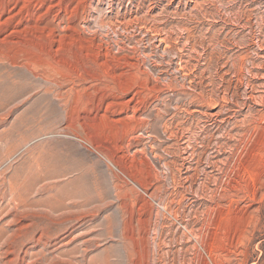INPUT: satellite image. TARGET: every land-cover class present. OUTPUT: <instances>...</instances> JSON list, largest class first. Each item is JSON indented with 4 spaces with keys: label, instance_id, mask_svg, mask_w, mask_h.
<instances>
[{
    "label": "rangeland",
    "instance_id": "1",
    "mask_svg": "<svg viewBox=\"0 0 264 264\" xmlns=\"http://www.w3.org/2000/svg\"><path fill=\"white\" fill-rule=\"evenodd\" d=\"M23 223L41 263L264 264V0H0V264Z\"/></svg>",
    "mask_w": 264,
    "mask_h": 264
},
{
    "label": "bare ground",
    "instance_id": "2",
    "mask_svg": "<svg viewBox=\"0 0 264 264\" xmlns=\"http://www.w3.org/2000/svg\"><path fill=\"white\" fill-rule=\"evenodd\" d=\"M35 181H38V180H35ZM29 182V181H28ZM32 182V181H31ZM25 183V182H24ZM23 183V184H24ZM36 183V182H35ZM33 184V182L31 184L36 185V184ZM29 184V185H31ZM22 186V185H21ZM20 186V187H21ZM19 187V186H18ZM28 187V186H26ZM34 188V187H33ZM40 188V187H39ZM23 189V188H22ZM41 191H45L47 189L44 188V186H41ZM16 190H19L16 188ZM29 190H32L31 187L29 188H25L24 191L28 192ZM20 191V190H19ZM22 191V190H21ZM20 191V195L22 194V192ZM23 191V193H24ZM13 192V191H12ZM18 192V191H17ZM38 192V191H37ZM16 193V192H15ZM44 193V192H43ZM18 194V193H17ZM25 194V193H24ZM13 195V194H12ZM15 195V194H14ZM19 195V194H18ZM17 195V196H18ZM27 195V194H26ZM14 197V196H13ZM26 197V196H25ZM24 197V199H25ZM16 198V197H15ZM19 196H18V200H19ZM40 198V197H39ZM22 199V197H21ZM20 199V201H21ZM22 199V201H26ZM30 199V198H29ZM16 200V199H15ZM17 200V201H18ZM21 201V202H22ZM28 201V200H27ZM26 201V202H27ZM19 203V202H18ZM21 204V203H20ZM25 204V203H23ZM30 205V204H29ZM36 205V204H35ZM24 206V205H23ZM29 207V206H28ZM30 208V207H29ZM32 208V207H31ZM30 210V209H29ZM50 211V210H49ZM21 212V211H19ZM34 213V212H33ZM38 214V213H37ZM26 215V214H25ZM32 215V214H31ZM39 215V214H38ZM16 216V215H14ZM20 216V214H19ZM29 216V215H28ZM34 216V215H33ZM43 216V214H42ZM46 216V215H45ZM49 215H47L48 217ZM26 218V216H24ZM17 218V216H16ZM14 218L15 220H18ZM13 219V218H12ZM47 219V218H46ZM51 219V218H50ZM57 219V218H56ZM64 219V218H63ZM20 220V219H19ZM13 221V220H12ZM59 221V220H58ZM61 221V220H60ZM63 221V220H62ZM61 221V222H62ZM52 222V221H51ZM48 223V221H47ZM49 224V223H48ZM62 224V223H61ZM52 225V224H51ZM54 226V225H53ZM38 227V224L37 223H33V224H25L23 223V225L21 226H18V228H16L15 231H13V233L10 235V245L7 246V249L5 248V257L4 258H7L6 262H4V264H47V263H41L42 259H44L46 256H45V253H44V250L47 249L48 247V244H49V240L50 238L53 236L52 233H51V229L46 226L44 228H40L37 233H34L33 229H37ZM59 232V231H58ZM55 237V235H54ZM56 238V237H55ZM73 239V238H72ZM88 239V238H87ZM61 240V239H60ZM65 240V239H64ZM51 241V240H50ZM69 242V241H68ZM28 243H33V244H28ZM62 243V242H61ZM65 243V242H64ZM68 244V243H66ZM65 244V245H66ZM63 245V244H62ZM61 245V246H62ZM3 246V245H2ZM4 247V246H3ZM2 247V248H3ZM40 248L38 251L40 252L41 256L38 255V251L37 252H34L32 250H34L35 248L37 249ZM59 247V246H58ZM0 248V249H2ZM56 248V247H55ZM54 249V248H53ZM55 251V250H54ZM62 252V251H61ZM51 253V251H50ZM2 254V257L3 255ZM7 255H11V257H7ZM48 255V254H47ZM74 255V254H73ZM77 256V255H76ZM48 257V256H47ZM66 257V256H65ZM50 258V257H48ZM60 258V257H59ZM46 259V258H45ZM44 259V261H45ZM3 260V259H2ZM49 260V259H48ZM47 260V261H48ZM46 261V262H47ZM51 262H53L52 260H50ZM91 261V260H90ZM94 261V260H93ZM57 262V261H56ZM61 262V261H60ZM76 262V261H75ZM54 263V262H53ZM89 263V262H88ZM48 264H51V263H48ZM55 264V263H54ZM58 264V263H57ZM65 264V263H63ZM103 264V263H101ZM109 264V263H108Z\"/></svg>",
    "mask_w": 264,
    "mask_h": 264
}]
</instances>
